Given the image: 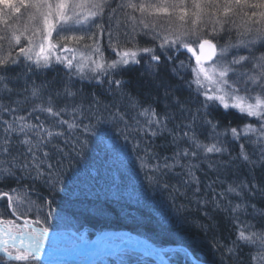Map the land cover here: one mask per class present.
Instances as JSON below:
<instances>
[{
	"label": "snow or ice",
	"instance_id": "obj_1",
	"mask_svg": "<svg viewBox=\"0 0 264 264\" xmlns=\"http://www.w3.org/2000/svg\"><path fill=\"white\" fill-rule=\"evenodd\" d=\"M224 36L229 39L220 44ZM258 45L264 47V0H0V185H6L0 187V264H41L55 196L76 182L74 163L86 158L93 141L105 144L104 123L123 125L121 155L131 142L148 183L168 191L174 206L186 199L205 217L209 207L229 214L236 238L231 245L217 241L216 248L239 259L242 247L258 246L256 255L249 251L248 264H264V209L252 203L264 199V182L256 177L264 169V51L257 55ZM185 54L187 62L179 59ZM142 61L151 87L164 97L163 111L124 92L126 81L116 78ZM162 64L195 100L175 94L179 89L160 77ZM21 65L23 73L9 75ZM56 65L66 74L58 88L33 78ZM73 77L114 85L117 101L105 104L93 95L87 106L76 102ZM61 99L63 106L56 103ZM213 108L235 110L256 124L221 131ZM198 128L208 130L205 140ZM61 138L63 146L56 143ZM233 143L239 145L235 156ZM241 165L245 177L238 175ZM205 167L216 179L202 181L198 173L207 176ZM229 168L235 178L221 180ZM37 182L47 195L36 191ZM184 207L176 206L177 212ZM249 216L259 217L258 228Z\"/></svg>",
	"mask_w": 264,
	"mask_h": 264
},
{
	"label": "trees",
	"instance_id": "obj_2",
	"mask_svg": "<svg viewBox=\"0 0 264 264\" xmlns=\"http://www.w3.org/2000/svg\"><path fill=\"white\" fill-rule=\"evenodd\" d=\"M235 36V34L233 33ZM233 39L235 37L232 36ZM147 42L141 46H145ZM264 51V47L259 51ZM106 55H110L105 48ZM257 52V54H258ZM108 58V57H107ZM145 59H147L145 57ZM181 60L188 61V55H181ZM169 65L160 66V77L174 88L179 90L175 93L181 100H195L193 93H190L182 82L170 74ZM25 71L23 65L10 69L9 75L16 76L17 73ZM189 75L185 79H189ZM39 83L47 81L53 88L59 87V82L66 79L65 70L62 66L56 65L51 69L36 73L33 77ZM117 79L126 81L123 91L130 93L133 98L138 99L143 104H155L157 111H163L164 97L161 91L152 88L149 76L142 61L141 66H132L123 71ZM74 88L80 90L76 102L81 99L85 106L90 102L93 95L108 104L117 101L113 92H117L113 85L111 89L107 83L97 84L94 80L81 81L78 77H73ZM67 101L61 99L56 103L63 106ZM122 108H127L128 100L119 99ZM195 107V104L193 105ZM129 115H135V111L128 109ZM105 115L107 113L105 112ZM212 117L219 121L221 131L224 127L240 126L244 123L256 124L255 118H248L239 115L235 110L224 111L222 108H213ZM44 118L43 116L41 117ZM68 119L66 115L64 117ZM87 123V120H85ZM114 127L109 123L101 124L99 131L105 135V144H97L93 141L86 158L80 163H74V168L78 173L75 183L69 182L64 191H60L55 196L53 211H59L64 218L59 220L55 217L49 219L48 226L52 230H71L76 231L84 238L91 239L101 231L129 230L136 234L147 237L154 244L164 248V253L173 264H248L249 251L256 255L260 249L258 246H244L236 256L229 257L223 248H216L215 244L220 241L224 245H231L236 238V229L225 211L216 210L209 207V217L203 215V209L198 208L194 203L189 204L186 199H178L175 205H185L179 212L173 205L172 196L168 191L155 185H150L146 179V171L142 170L137 160V154L132 151L133 144L127 143V149L120 159L116 157V152H120V146L124 145L125 140L120 135V128ZM201 133L200 139L205 140L206 128H198ZM61 141L56 143L62 144ZM71 140V137H69ZM157 144L163 140L159 138ZM207 142V141H206ZM107 146V147H106ZM246 149H252L246 145ZM66 150H71V142L66 146ZM230 150L235 156L239 153V145L231 144ZM124 161V163H121ZM55 162V161H53ZM207 176L198 173L203 182L216 179V173L208 171L205 167ZM221 180L231 182L234 177V168L222 169ZM72 173H69L71 176ZM239 177L247 175L243 165L240 166ZM256 177L264 182V169L256 170ZM171 183L178 182V178L169 177ZM7 181L6 184H11ZM6 185H0L4 187ZM227 187V183L223 185ZM36 191L41 195H47L46 186L40 182L35 184ZM191 193H189V197ZM36 200V196H32ZM229 199L235 201L234 196ZM39 202V201H37ZM238 202V201H235ZM258 209H264V199L257 198L252 201ZM54 216V215H53ZM7 218V217H6ZM243 219V216L241 217ZM252 223L259 227V217ZM64 222V223H62ZM65 224L64 226H60ZM205 225L206 227H200ZM256 230V229H253ZM113 236V235H112ZM119 237L113 236L112 239ZM128 258L124 261H116V258ZM41 264H46L41 262ZM73 264V263H60ZM93 264H159L155 259L145 255L143 252L133 249H125L120 252L106 255L101 260ZM253 264H259L254 261Z\"/></svg>",
	"mask_w": 264,
	"mask_h": 264
},
{
	"label": "water",
	"instance_id": "obj_3",
	"mask_svg": "<svg viewBox=\"0 0 264 264\" xmlns=\"http://www.w3.org/2000/svg\"><path fill=\"white\" fill-rule=\"evenodd\" d=\"M117 234L126 235V238L113 246L102 245L100 238L106 233L105 231L97 233L90 241H82L74 246L64 248H53L45 245L51 253L42 254L40 261L47 263L72 262L75 264H93L107 254L119 252L122 249H142L147 255L155 259L159 264H172L163 254L162 248L156 246L148 238L136 234L129 230L115 231ZM85 248H95L102 252L89 259L81 260L77 253Z\"/></svg>",
	"mask_w": 264,
	"mask_h": 264
},
{
	"label": "rangeland",
	"instance_id": "obj_4",
	"mask_svg": "<svg viewBox=\"0 0 264 264\" xmlns=\"http://www.w3.org/2000/svg\"><path fill=\"white\" fill-rule=\"evenodd\" d=\"M233 37H235L234 35H233ZM228 37L227 36H224L220 41H219V43L220 44H224V43H226L227 41H228ZM138 40H139V43H140V46L141 45H143V44H145L146 42L148 43V41H147V39L145 38V37H143V36H141V37H139L138 38ZM232 41L233 42H235V39H233L232 38ZM102 43L103 44H106V40H103L102 41ZM258 47V49L259 48H261L259 45L257 46ZM262 51V50H261ZM232 54H236L235 53V51H233L232 52ZM239 54H241V55H244V54H246V52L245 51H243V50H241L240 52H239ZM258 54H259V52H258ZM257 54V55H258ZM105 55H106V51H105ZM106 57H108L109 59H112V58H114L111 54L110 55H106ZM189 77V79H190V75L188 76ZM159 139V138H158ZM157 139V141L159 142L160 140H158ZM124 143H126V142H124ZM121 153L120 152H116V156H115V160H118V159H120L121 158ZM116 157H118V159H116ZM121 163H124V161H122ZM53 217H55L56 219H60V218H64V216L59 212V211H57V210H54L53 211ZM60 221V220H59ZM62 223H64V222H62ZM65 224H62V225H60V226H64ZM77 235H80L78 232H76V231H72V232H70V238H71V242H74V241H77V242H80V241H82L81 240V238L80 237H78ZM119 239L120 238H116V239H106V238H104L103 240L105 241V242H107V243H104V244H106V245H112L113 243H115V242H118L119 241ZM102 240V241H103ZM50 241H51V243H53V244H60V242H61V238L60 237H58V236H56V237H54V238H51L50 239ZM52 246H54V245H52ZM143 250L141 249L140 250V252H142ZM101 251L100 250H97V249H94V248H90V249H87L86 251H84V256L85 257H83L82 259H85L87 256H89V255H97V254H99ZM105 256H103V258H104ZM122 259H120V258H116V261H126V260H128V258L126 257V258H124V257H121Z\"/></svg>",
	"mask_w": 264,
	"mask_h": 264
}]
</instances>
